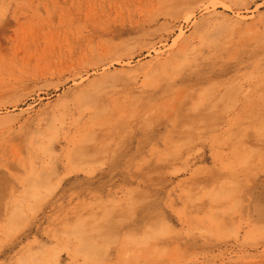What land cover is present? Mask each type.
<instances>
[{
    "label": "rangeland",
    "instance_id": "rangeland-1",
    "mask_svg": "<svg viewBox=\"0 0 264 264\" xmlns=\"http://www.w3.org/2000/svg\"><path fill=\"white\" fill-rule=\"evenodd\" d=\"M0 264H264V0H0Z\"/></svg>",
    "mask_w": 264,
    "mask_h": 264
},
{
    "label": "bare ground",
    "instance_id": "bare-ground-1",
    "mask_svg": "<svg viewBox=\"0 0 264 264\" xmlns=\"http://www.w3.org/2000/svg\"><path fill=\"white\" fill-rule=\"evenodd\" d=\"M185 95V94H184ZM175 104V103H174ZM138 106V105H137ZM175 106V107H174ZM150 107V106H149ZM148 107V108H149ZM155 108V107H154ZM158 107H156V109L154 110L153 109V113L156 112L158 109ZM163 111H162V110ZM160 110L162 111V113L164 112H167L169 111L167 114L169 115L170 118H173V117H176V118H179L181 120V123L182 122H185V123H189L190 125L194 124L195 122H201V121H207L209 119H211L210 115L211 112H209L208 110H194V111H190L189 109H186V108H179L177 107V105H172L171 107H168L167 106H164L163 108H161ZM146 111V110H145ZM145 113V112H144ZM170 113V114H169ZM156 114V113H155ZM202 124V123H201ZM213 125H215V123H213ZM183 127V126H182ZM206 127V126H205ZM218 127V125H217ZM230 141V140H229ZM248 172V170H247ZM246 172V173H247ZM238 173V172H237ZM242 173V172H240ZM249 173V172H248ZM247 173V174H248ZM236 174V173H235ZM245 175V174H244ZM221 176V175H220ZM218 179H221V178H218ZM224 179V178H223ZM226 179V178H225ZM229 180V179H228ZM241 180V179H240ZM239 180V181H240ZM247 181H249L247 178H246ZM205 214V213H204Z\"/></svg>",
    "mask_w": 264,
    "mask_h": 264
}]
</instances>
